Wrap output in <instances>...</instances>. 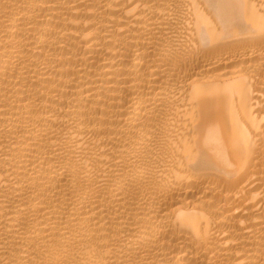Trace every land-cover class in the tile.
I'll return each mask as SVG.
<instances>
[{
    "label": "bare ground",
    "instance_id": "6f19581e",
    "mask_svg": "<svg viewBox=\"0 0 264 264\" xmlns=\"http://www.w3.org/2000/svg\"><path fill=\"white\" fill-rule=\"evenodd\" d=\"M0 264H264V0H0Z\"/></svg>",
    "mask_w": 264,
    "mask_h": 264
}]
</instances>
